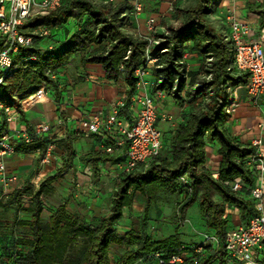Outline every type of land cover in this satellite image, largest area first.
Here are the masks:
<instances>
[{"label": "trees", "instance_id": "1", "mask_svg": "<svg viewBox=\"0 0 264 264\" xmlns=\"http://www.w3.org/2000/svg\"><path fill=\"white\" fill-rule=\"evenodd\" d=\"M214 0H196L186 8H177L182 19L179 23L170 25L166 31L158 34L162 38L159 44H154L146 52V40L133 38L125 34L120 25L121 9L111 3L95 4L90 0H62L58 8L38 11L29 20V26L44 25L50 33L64 27L69 20L75 21L80 27L69 38L51 40V49H41L42 41L47 36H35L32 46L22 49V56L34 57L26 67L5 75L0 83V100L20 107L16 93H25L27 88L35 89L42 83L48 87L54 85L49 78V70L60 71L71 56L83 52L82 63H98L104 70L105 78L117 81L124 76L127 85V102L135 92L137 67L145 61L148 54L156 55L154 64L153 90H164L180 104L186 102L181 93L184 91L191 101L202 99V105L188 112L183 122L176 128L168 145L167 158L162 152L146 165L121 172L116 180L115 189L110 199V206L95 226H85L78 216L67 213L66 203L56 207L50 214L48 225H42L43 206L41 196L53 190L52 183L59 176L57 171L46 177L36 189L30 182L9 194L15 202V216L21 208V197H32L27 210L30 220L25 223L31 238H22L18 242L29 247L26 264H110L109 245L111 242L124 245H134L135 249L126 251L116 264H129L135 254L147 251V254L157 248L172 246L178 248L182 244L175 242L178 236V226L174 234L160 242H151L144 236L138 242L135 231L129 229L123 236L115 233V223L122 217L123 209L133 203L136 192L145 196L143 216L148 215L151 204L160 191H174L176 187L185 194L184 201L178 207V218L183 220V210L197 200L206 227L213 230L222 246L225 236L230 230L227 219L223 217L228 206L236 207L241 224H248L249 219L256 213L254 202L249 198V189L254 183V175L247 165L252 151L240 149L226 131V122L230 117L229 103L231 89L235 85L244 84L243 74L234 65L233 50L226 36L215 28L208 16L212 11ZM191 42L192 49L205 60L203 74H193L188 80L187 68L182 60L185 43ZM96 45V46H95ZM93 47L100 50L94 51ZM151 76V74H150ZM21 97V95L19 96ZM32 128V127H29ZM163 143V138H162ZM217 143L220 160L215 178L205 167L206 146ZM66 161L65 167H71L74 150L70 139L64 141ZM21 152L43 151L44 143L28 146H17ZM112 159L107 153H94L90 161L95 166L99 161ZM186 175V182L180 178ZM235 178L243 181V187L234 191L230 182ZM200 194L196 197L197 193ZM216 192L220 200H215ZM77 237H85L81 249L71 252L73 242ZM156 247L153 248V246ZM210 257L187 264H208L212 257L216 264H224L211 245ZM204 250V251H205ZM199 256V255H198ZM196 257V256H195ZM258 264H264L263 250L258 258Z\"/></svg>", "mask_w": 264, "mask_h": 264}, {"label": "crops", "instance_id": "2", "mask_svg": "<svg viewBox=\"0 0 264 264\" xmlns=\"http://www.w3.org/2000/svg\"><path fill=\"white\" fill-rule=\"evenodd\" d=\"M90 1L95 4L106 2V0ZM195 1L196 0H143V9L138 16L131 14L129 0H115L111 4L121 9L120 25L123 32L133 38L144 39L149 32L145 26L147 18H155V33L160 34L166 31L168 26L177 24L181 21L182 16L179 15L176 10L177 8H186L193 5ZM213 2L208 21L215 28L219 29L224 36H227L229 33V29L225 22V14L227 11H232L238 18L244 19L249 23L251 30L249 37L259 40L264 47V0H214ZM79 28L80 27H77V29ZM73 32L74 31L68 33L65 38H69ZM185 49L188 52L185 64L188 80H190L193 74H203L205 60L201 55L193 51L191 42L185 43ZM84 55L85 53L80 52L71 56L69 62L59 69L60 71L57 77L53 79L54 85L50 86L48 89L49 92L46 101L26 105L21 108L23 111V114L20 112L21 120L26 127H34L41 122H47L51 125L49 135L55 144L54 157L46 164L41 163L44 149L43 151L36 149L31 152H21L17 150V154L10 155L6 158L8 171L18 176V181L16 183H21V186L26 182H37L38 177L45 171L54 169L58 165V160L62 159V157L64 160L63 164L54 173L61 170V174L67 169L68 171L70 168L74 169L75 151L72 166L63 167L66 161L64 141L67 137L71 141L73 150L77 147L84 154L89 152V154L85 156V161L91 165L96 181L99 180L103 171L116 180L121 173L119 164L123 159L122 154L124 148L116 149L113 153H107L112 159L99 161L93 166L90 161V156L100 152V145L106 143V141L98 134L94 135L89 133L83 126V122L98 110L102 111L104 118L111 115L113 105L118 99L122 98L127 102V85L124 82L123 75L120 76L117 81H109L105 78L104 70L100 64L82 63L81 58ZM181 95L183 98H186V96H184V91ZM231 102H236L237 108L234 112L229 111L230 117L225 125L228 135L240 149L246 151H252L254 148L253 141L255 139H260V150L264 156V100L260 101L258 104L251 103L246 96L244 84H239L233 86L231 89L230 103ZM181 105L182 104L179 103L178 106L176 100L172 99L168 92H165V95L156 101L158 115L168 114L173 118L172 122L158 120L157 126L161 131V141L164 134L173 136L178 125L183 122L188 114V112L186 113L183 111L184 107ZM136 112L137 107L129 100L127 108L124 107L119 110L117 118L125 122H132ZM59 119H61L60 123H58ZM107 134L113 140L119 137V134L115 130H110ZM170 141L171 140L168 141V144ZM60 143H63L64 149L59 148ZM218 147L219 145L217 143H211L206 146V160L204 165L213 176H216L220 160V155L217 152ZM103 166L104 168L108 166V168L106 170L103 168L104 170H102ZM53 174H49V176ZM140 200H142L145 205V196L136 192L132 205L123 209V215L116 223L121 222L124 219L125 211L134 207L136 201L138 202ZM194 204L198 205L197 200L183 210V220L174 225L171 233L153 236L148 230H144L143 237H149L151 242H160L172 236L176 226H178V236L175 238V242L188 245L200 242L203 239L204 233L213 234V230L206 227L199 205L198 209L196 208L193 210L191 215L187 214L189 213L191 205ZM152 205L153 203L149 208L146 218H148L151 213ZM238 213L239 211L236 207H226L223 217L227 219V227L229 229L241 224ZM141 218L144 219L142 225L147 223V226H149L150 220H145V216L143 215H141ZM125 221L124 223L126 224L127 222ZM116 223L114 225L115 228ZM129 223L131 224L132 222L130 221ZM16 229L17 226H15V224L5 222L4 219L0 218V264H26V256L29 247L18 242L17 238L22 239L23 237L15 232ZM129 229H132L131 225L125 226L122 233L116 235L121 237ZM115 233H117L116 230ZM135 236L138 238V242L143 238H140V235L136 232ZM26 238L28 237H25V239ZM112 245H116V251L119 252V254L113 256L111 260L110 250ZM136 246L137 243L134 245H124L111 242L109 245L110 264H116L122 254L128 250L135 249ZM154 247H156V245H154L153 248ZM146 253L147 251L137 252L129 264H157L153 258L145 256ZM180 253L185 259L182 264H187L189 262H196L200 259L208 258L212 255L213 251L212 249H206L203 254L196 257L189 251H181ZM192 257L195 258L193 259ZM208 264H216V258L212 257ZM224 264L242 263L239 261L224 260Z\"/></svg>", "mask_w": 264, "mask_h": 264}, {"label": "built area", "instance_id": "3", "mask_svg": "<svg viewBox=\"0 0 264 264\" xmlns=\"http://www.w3.org/2000/svg\"><path fill=\"white\" fill-rule=\"evenodd\" d=\"M62 0H0V83L5 75L26 67L34 57L22 56V49L32 46L35 36H47L50 30L44 25L29 26L31 16L38 11H46L60 7ZM115 0H106L112 3ZM130 11L138 16L143 9V0H129ZM225 22L229 29L226 39L230 41L234 65L245 79L244 89L248 100L258 104L264 100V47L262 43L250 36L249 23L238 18L232 11L225 14ZM145 26L150 32L146 40V52L154 44L163 41L155 33V18L149 17ZM41 49H44L42 46ZM48 45L47 49H51ZM188 52L185 50L182 60L185 62ZM158 57L148 54L140 64L135 76L137 82L135 92L129 100L137 107L132 122H125L117 118L119 110L126 106L124 99H118L113 105L111 115L104 118L102 111L91 114L83 126L91 134H98L106 143L100 145V152L113 153L116 149L124 148L122 161L119 164L121 172L130 171L139 165H146L161 153V131L157 126L158 120L172 122V116L159 114L156 101L165 95L164 90H153L154 80L151 79L150 69L154 67ZM59 71L49 70L47 75L51 79L57 77ZM48 85L42 83L39 87L27 88L25 93L18 94L20 107L44 102L48 97ZM21 95V97H19ZM229 111L234 112L236 102L229 104ZM61 119L58 120V123ZM51 125L41 122L34 127H26L21 120L20 109L13 104L0 100V185L7 193V188L18 181L15 173L8 171L6 158L17 154V146H28L44 143V152L41 163L46 164L54 157V141L50 138ZM115 130L119 137L111 139L107 132ZM260 139L253 141V150L249 155L247 165L254 175V183L249 189V198L254 202L256 213L249 219L248 224H239L228 230L224 242L220 247L218 237L212 233H204L200 242L182 244L178 248L166 246L150 251L147 257L153 258L157 264H182L185 259L181 251H189L193 256L203 254L208 245L220 248L217 253L226 261H239L242 264H258V258L263 250L264 243V156L260 150ZM215 178L217 177L214 176ZM186 175L180 180L186 182ZM38 187V183L35 182ZM243 181L235 178L230 187L238 191L243 187ZM193 259L195 257H192ZM191 258V259H192Z\"/></svg>", "mask_w": 264, "mask_h": 264}, {"label": "rangeland", "instance_id": "4", "mask_svg": "<svg viewBox=\"0 0 264 264\" xmlns=\"http://www.w3.org/2000/svg\"><path fill=\"white\" fill-rule=\"evenodd\" d=\"M78 26L79 25L75 21L70 20L63 28L51 31V33L47 35L48 38L42 41V47L44 50L47 49L48 45H52L53 47L54 43L50 42L51 40L58 41L64 39L68 33L76 31ZM148 33L147 35L150 34ZM93 49L94 51L100 50L98 47H93ZM150 70L151 78H153V74L155 73L154 67ZM184 96H186V102L181 105L184 107V112L187 113L196 110L202 105V99L200 97L196 101H191L186 93ZM172 99L176 100L173 97ZM176 104L179 106L177 100ZM171 136L172 135L165 134L163 136L162 153L167 158H170L168 153V141L171 140ZM59 148L64 149L63 143L59 144ZM75 148L74 151L76 155L74 169L70 168L69 171L67 169L61 173L52 183L53 190L50 193L41 196L43 206L41 222L43 226L48 225L50 214L56 209V207L63 203H66L67 213L80 217L85 226H95L100 217L109 209L110 199L115 189L116 179L103 171L99 180L96 181L91 165L85 161V156L88 155L89 152L84 154L77 147ZM63 161L62 157V159L58 160V165L54 169L51 171H45L41 174L37 179L38 185L49 176V174H53L63 164ZM103 168L104 166L102 167V170H106L108 166L104 169ZM31 185L33 189L37 188L34 182H32ZM20 186L21 183L19 182L12 184L9 186V189H7V193H4L3 187L0 185V218L4 219L5 222L15 224V226H17L15 232L22 235L23 238H31L28 226L21 222L28 221L31 217L27 208L31 203L32 197L29 195L21 197V208L18 210L17 217L15 216L14 211L15 202L11 201L9 198V194ZM198 194H200V191L197 193L196 197ZM213 198L215 200H220V197L216 192H214ZM184 199L185 194L183 191H180L178 187H176L174 191H160L153 202L149 217H145V220H150V224H148L149 226H147V223L142 225V222L144 221V219L141 218L144 210L143 201H136L134 207L125 211L124 219L121 222L116 223V234L122 233L124 227L129 225H131V228L140 235V238L143 237L144 230H148L153 236L167 235L171 233L174 225L179 222L177 210ZM196 208L198 209L197 204L191 205L189 213L187 214L191 215ZM129 220L132 222L131 224L129 223ZM124 221L127 223L125 224ZM19 239L20 238H17V240ZM85 240V237H77L72 244L71 252L81 249L85 244ZM116 248V245H112L111 247V260L113 256L119 254V252L116 251Z\"/></svg>", "mask_w": 264, "mask_h": 264}]
</instances>
